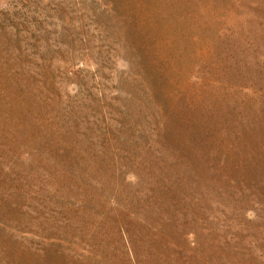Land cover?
I'll use <instances>...</instances> for the list:
<instances>
[{"label":"rangeland","instance_id":"1","mask_svg":"<svg viewBox=\"0 0 264 264\" xmlns=\"http://www.w3.org/2000/svg\"><path fill=\"white\" fill-rule=\"evenodd\" d=\"M0 264H264V0H0Z\"/></svg>","mask_w":264,"mask_h":264}]
</instances>
